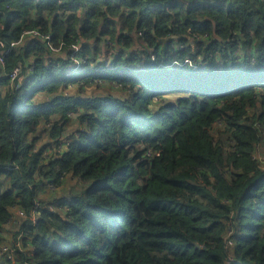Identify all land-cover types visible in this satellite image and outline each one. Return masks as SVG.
Returning <instances> with one entry per match:
<instances>
[{
  "label": "trees",
  "instance_id": "1",
  "mask_svg": "<svg viewBox=\"0 0 264 264\" xmlns=\"http://www.w3.org/2000/svg\"><path fill=\"white\" fill-rule=\"evenodd\" d=\"M0 37L14 264H264V0H0ZM77 44L101 72L66 77Z\"/></svg>",
  "mask_w": 264,
  "mask_h": 264
},
{
  "label": "built area",
  "instance_id": "2",
  "mask_svg": "<svg viewBox=\"0 0 264 264\" xmlns=\"http://www.w3.org/2000/svg\"><path fill=\"white\" fill-rule=\"evenodd\" d=\"M24 35L25 37L26 36H29V37H34V38H37L40 35V33L37 31V30H34V31H26L24 32ZM195 38H198L197 36ZM194 38V39H195ZM209 38V35L207 33H204L203 36H202V39H208ZM43 39L47 42L49 41V43L47 42V46L49 47V49L52 51V54L57 56L59 54L62 53V48L64 47V43H61L60 46L56 47L54 45H52L50 43L51 41V36H43ZM19 44L18 43H13L11 44V48H15L17 47ZM6 42L4 40L1 39L0 37V67H1V72L0 73V76L1 75H4L7 79H9V81L11 83H16L17 81H20V78L23 74V67L22 66H18L16 67L12 72H5L4 69H5V55L10 51V49H6ZM80 51H81V46L79 44L77 45H73V54H72V60L74 62V65L73 66H70L71 68L69 69V71L66 73V77L67 78H70V79H73L75 76L79 75V74H82L83 71H85L86 69H91V70H94L95 73H99L101 72L103 69L101 67H95L94 65L90 64L89 66H85L83 67L84 64H86L88 62V58L87 57H82L80 55ZM152 59H155V57H153ZM189 62V61H187ZM191 67L194 69V70H202V66H198V65H191ZM107 68L110 69V66L108 65ZM207 68V67H205ZM203 68V69H205ZM30 69V71H32L34 69V67H31V68H28ZM95 83L99 86H103L104 85V81L103 80H100V79H96L95 80ZM20 83H18L16 86L19 87ZM262 166V165H261ZM263 169V168H262ZM43 205L42 202H39L36 204V210L41 207ZM36 212H33V215L31 216V220H32V223H36L37 222V216L35 215ZM36 216V221L33 220V218ZM16 244L14 245H11L12 242L10 243V245H6L5 247H2L0 249V257L3 258V259H7V260H11V261H14V255L13 253L15 252L16 249H21L22 248V245L20 246L19 243L16 241L15 242Z\"/></svg>",
  "mask_w": 264,
  "mask_h": 264
},
{
  "label": "rangeland",
  "instance_id": "3",
  "mask_svg": "<svg viewBox=\"0 0 264 264\" xmlns=\"http://www.w3.org/2000/svg\"><path fill=\"white\" fill-rule=\"evenodd\" d=\"M187 47H188L187 45L180 46V48H182V49H186ZM239 52L242 53V51H240V50H239ZM99 60H101V58ZM100 92H102V93H113V92L110 91L109 88H105V87L101 88ZM128 92H130V90H128ZM155 100H158V99H155ZM158 101H161V100H158ZM73 134L76 135V137H79L78 131L74 132ZM41 144L42 143L39 142V145H41ZM256 157L258 158V160L260 162V165H262L261 168L264 169V142L262 144H260V146L258 148V151H257V154H256ZM49 188H50V190H53V191L55 190V187L53 185H49ZM65 189H66V187H65ZM66 192L68 193L69 191H66ZM64 193H65V191H64ZM47 196L48 197H52V198L57 197L54 193L52 195H49L48 194ZM53 211H57V210H53ZM25 219H27V216H25L21 211H17L16 218H14V220L12 222V225L14 227V232H18L19 233L21 231L20 226H21V223L23 224V222L25 221ZM33 220L36 221V216L33 218ZM17 221H18V223H17ZM14 232L10 233L8 240H10V242H12V243L15 242V241H17L20 246L21 245L23 246V241L21 240V238L22 237L24 238L25 237V234L23 235L22 233H19V235L17 236V240H16V238L13 235ZM13 255H14V253H13ZM0 259H3V258L0 257ZM15 261H16V257L14 255V261H13V263H11V262L9 263L8 262V264H14Z\"/></svg>",
  "mask_w": 264,
  "mask_h": 264
},
{
  "label": "crops",
  "instance_id": "4",
  "mask_svg": "<svg viewBox=\"0 0 264 264\" xmlns=\"http://www.w3.org/2000/svg\"><path fill=\"white\" fill-rule=\"evenodd\" d=\"M109 56H110V54H108ZM108 56V57H109ZM107 57V58H108ZM31 63H33V61H30V62H28V64H27V66L29 65V64H31ZM31 68V67H30ZM28 72H30L31 73V71H30V69H28L27 70ZM2 71H1V67H0V73H1ZM29 73V74H30ZM73 89H75V88H69V89H67V90H65V95L66 96H72V95H75L76 93H77V90H73ZM110 91H111V89H110ZM78 130H80V127H79V125H78V122L76 121V120H74V119H72L70 122H69V124H68V128H67V134L64 136V138L66 139V138H68L69 137V134H73L74 132H76V131H78ZM73 185V183L72 184H69L68 185V187H69V189H71V186Z\"/></svg>",
  "mask_w": 264,
  "mask_h": 264
}]
</instances>
